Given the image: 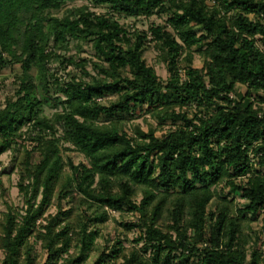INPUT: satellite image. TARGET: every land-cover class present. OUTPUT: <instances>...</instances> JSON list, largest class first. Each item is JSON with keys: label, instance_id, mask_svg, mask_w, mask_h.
Returning a JSON list of instances; mask_svg holds the SVG:
<instances>
[{"label": "trees", "instance_id": "1", "mask_svg": "<svg viewBox=\"0 0 264 264\" xmlns=\"http://www.w3.org/2000/svg\"><path fill=\"white\" fill-rule=\"evenodd\" d=\"M74 1L0 0V73L18 66L0 156L23 202L0 217V264H38L36 244L42 264H87L105 209L134 215L120 226L142 246L89 264H264V0ZM140 115L155 129L127 134Z\"/></svg>", "mask_w": 264, "mask_h": 264}, {"label": "rangeland", "instance_id": "2", "mask_svg": "<svg viewBox=\"0 0 264 264\" xmlns=\"http://www.w3.org/2000/svg\"><path fill=\"white\" fill-rule=\"evenodd\" d=\"M85 4L84 0H75L72 3H69L67 5V8L70 7H77ZM92 11L98 13V14H104L106 13V8L100 7V8H95L92 9ZM161 20L158 19L157 17H152L149 20L146 19H126V18H120V23L126 24L129 27L132 25L133 27L135 26L139 30H146L150 24H158L160 23ZM85 48V47H84ZM85 50V49H84ZM91 51L86 48L85 52H82L80 54V58H88L90 57ZM75 54V49L72 48L69 52V55ZM145 59L146 61L151 64L156 71V74L158 75L159 78L162 80H165L167 78V73L165 69V64L158 58V54L154 50H148L145 53ZM193 66L196 68H200L202 66V59L195 54L193 57ZM18 69V66H15L13 69L6 68L0 73V104H3L5 98H8L9 96L12 95V92L14 91L13 88V77H14V72ZM69 72H75L72 67H69L65 70V72L59 73V75L64 76L65 74ZM65 73V74H63ZM240 92H244V88H239ZM49 112V111H47ZM264 112V111H263ZM134 126L139 127L142 131L147 132L149 129H155L156 127V120H153L150 118L149 115H140L139 118H136L134 121L129 123L125 127V132L127 134H131ZM171 128V125L169 122H166L164 124V129L163 131H156L155 135L160 136L161 133L167 132ZM69 156H71L74 160V163L77 164L80 162L82 159L81 156L75 154V153H70ZM13 164V154L12 152H6L3 155L0 156V173H1V178L3 182V187L5 189L6 193H3V191L0 190V217L4 213L7 212V206L12 205L15 208H18L19 210L22 208L23 202L22 198L18 193V190L16 188V182H17V175L16 173L11 174V167ZM225 188V185H219L217 190L218 193H221V190ZM228 191H225V193ZM223 195V194H222ZM228 198H234L236 202H242L237 198V195L233 194H227ZM216 204V201L214 200L212 204L209 206V210H213L214 206ZM105 211L108 214V221L101 227V238L98 239L97 241V251L91 255V257L88 259L87 264L92 263L94 259L97 257L99 252L105 248H109L110 246L114 245L116 241H120L123 245L124 248H131V247H141L142 243H138L137 246L135 245L134 240L138 238L140 232L138 230L131 231L129 233H126L124 228L120 226L121 222H129V221H134L135 216L131 214H126V213H119L116 211H111L108 209H105ZM56 213V209L54 207L50 208L46 214L49 215H54ZM253 229L258 230L261 228L262 224L260 221H254L252 223ZM261 247L260 243H258V248ZM34 254L37 255V263L42 264L45 260L46 253L45 251L41 248L40 244H36L34 248ZM3 255L0 252V261L2 260ZM120 263V261L118 262Z\"/></svg>", "mask_w": 264, "mask_h": 264}]
</instances>
